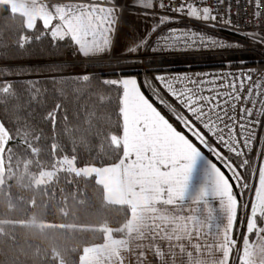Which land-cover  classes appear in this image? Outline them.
<instances>
[{
	"label": "snow or ice",
	"instance_id": "6c2138e0",
	"mask_svg": "<svg viewBox=\"0 0 264 264\" xmlns=\"http://www.w3.org/2000/svg\"><path fill=\"white\" fill-rule=\"evenodd\" d=\"M36 2L39 14L15 30L12 44L5 32L14 14L7 4L0 9V142L87 145L101 161L113 158L114 170L158 184L178 223L171 234H154L157 264H264V71H232L230 62L215 73L153 71L143 60L239 46L215 30L259 45L264 32L235 26L232 0ZM246 3L258 27L264 0ZM127 14L144 27L121 46ZM118 47L146 71L103 78L58 70L44 81L49 90L25 71L36 65L12 62L63 50L96 61ZM69 90L91 102L77 111L80 129L69 128L68 110L56 102Z\"/></svg>",
	"mask_w": 264,
	"mask_h": 264
},
{
	"label": "trees",
	"instance_id": "16d2710c",
	"mask_svg": "<svg viewBox=\"0 0 264 264\" xmlns=\"http://www.w3.org/2000/svg\"><path fill=\"white\" fill-rule=\"evenodd\" d=\"M4 4L7 3L0 0V9ZM12 13L14 17L7 21L9 31L5 32L7 44L14 43L15 30L25 23L22 14ZM3 15L0 13V17ZM0 32H4L2 27ZM229 39L240 41L241 46H253L264 51V45L240 35L233 34ZM66 52L63 50L55 56L45 52L42 56L37 54L31 59L20 58L12 62L36 65L35 69L26 68L25 71L42 82L56 75L58 70L65 74L87 71L103 78H115L120 70L131 74L142 73L129 69L128 62H64ZM250 55L239 54L243 61L234 64H253L247 58ZM43 87L51 90L52 84L44 82ZM48 100L51 104L53 97L49 96ZM56 102L66 106L69 128L80 129L82 122L76 119L77 111L82 114L83 107L90 106L91 102L86 97L78 99L70 90L62 101L57 99ZM42 127L51 134L50 126ZM79 135L80 131H77V138ZM65 144L53 150L46 141L36 143L29 139L23 142L7 137L2 151L4 172L0 181V264H79L84 249L103 242L108 232L115 237L126 236L130 208L125 204L109 202L103 185L95 175L86 176L60 169L50 180L37 183L40 175L45 170L56 168L63 157L72 158L78 167L113 164V158L101 161L87 145H77L73 150L67 140ZM32 217L51 222V225L41 227L20 222Z\"/></svg>",
	"mask_w": 264,
	"mask_h": 264
},
{
	"label": "crops",
	"instance_id": "0c3cea01",
	"mask_svg": "<svg viewBox=\"0 0 264 264\" xmlns=\"http://www.w3.org/2000/svg\"><path fill=\"white\" fill-rule=\"evenodd\" d=\"M1 1L7 3L12 11L22 14L25 23L39 14L36 0ZM121 3L126 6L127 0H121ZM143 27L135 16L127 14L120 34L121 46L133 34L143 31ZM111 55H121L120 48ZM92 167L89 173L79 174L95 175L104 187L105 198L109 202L127 205L130 217L125 237H115L108 232L103 242L84 249L79 264H157L153 257L156 250L154 234H171V226L178 223L173 206L160 199V186L153 181L138 178L130 171H116L113 164Z\"/></svg>",
	"mask_w": 264,
	"mask_h": 264
},
{
	"label": "built area",
	"instance_id": "2783aa9c",
	"mask_svg": "<svg viewBox=\"0 0 264 264\" xmlns=\"http://www.w3.org/2000/svg\"><path fill=\"white\" fill-rule=\"evenodd\" d=\"M232 20L233 24L237 26L242 32L246 31H259L264 32V22H261L257 27L255 21L252 20L251 14L253 8L249 7L246 3V0H232ZM264 12V8L261 9ZM208 30V29H205ZM217 35L223 37L226 41H234L229 39L235 35V32L228 30H215ZM237 35V34H236ZM67 56L64 59L65 61L72 62H92L84 60L81 57L72 56L67 50ZM241 53H250L249 61L254 62L251 65L241 66L234 64L241 60ZM233 55V56H232ZM70 58H69V57ZM102 60H114L119 62H130L134 64L135 71L144 73L146 68L141 66L138 63H133L129 59H125L122 55L114 56L111 55L105 59H98L96 61ZM145 65H151L152 70L155 71L158 67L162 70L170 72H187V73H215L219 71L229 70L228 65L230 62V70L239 71V70H259L264 71V51L253 46H241L233 48H224V49H215V50H201V51H190V52H180L173 55H168L165 57H143ZM214 65V66H211ZM202 65V66H201ZM210 65V67H205ZM204 66V67H203Z\"/></svg>",
	"mask_w": 264,
	"mask_h": 264
},
{
	"label": "rangeland",
	"instance_id": "374dc122",
	"mask_svg": "<svg viewBox=\"0 0 264 264\" xmlns=\"http://www.w3.org/2000/svg\"><path fill=\"white\" fill-rule=\"evenodd\" d=\"M63 61L64 62H72V61H65V60H63ZM102 61L119 62V61H114V60H102ZM123 63H127V62H123ZM128 63H129L128 68L133 70L132 68H134V64H132L130 62H128ZM6 140H7V137H4L3 141L0 142V181L2 180V176H3V172H4L3 160H2V151L4 149ZM92 168H93L92 165L78 167V166H76V164H75V162H74V160L72 158L63 157L61 159V161H60V164L56 168L45 170L40 175V177L38 178L37 183H40V182H43V181H46V180H50L51 178H53L55 176V174L60 169H67V170L75 171V172H78V173H89L90 169H92ZM20 222L37 224V225H39L41 227L51 225V222H48V221H45V220H38L35 217H32L28 221H20Z\"/></svg>",
	"mask_w": 264,
	"mask_h": 264
}]
</instances>
